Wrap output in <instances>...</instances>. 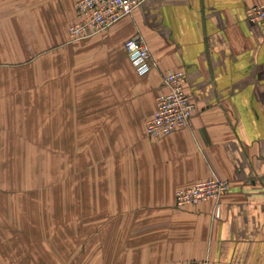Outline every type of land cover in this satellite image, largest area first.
<instances>
[{"label": "crops", "instance_id": "obj_1", "mask_svg": "<svg viewBox=\"0 0 264 264\" xmlns=\"http://www.w3.org/2000/svg\"><path fill=\"white\" fill-rule=\"evenodd\" d=\"M79 1L0 0V159L34 149L36 131L27 141L19 130L41 126L27 105H66L71 153L109 158L113 186H98L90 200L100 215L109 210L117 238L131 239L124 253L114 248L113 264H264V25L246 19L264 0H144L133 15L73 41ZM137 34L151 51L145 70L125 47ZM178 70L195 114L189 126L149 139L164 77ZM212 178L230 180L221 218L213 200L177 205L179 189ZM6 243L0 252L9 254Z\"/></svg>", "mask_w": 264, "mask_h": 264}, {"label": "rangeland", "instance_id": "obj_2", "mask_svg": "<svg viewBox=\"0 0 264 264\" xmlns=\"http://www.w3.org/2000/svg\"><path fill=\"white\" fill-rule=\"evenodd\" d=\"M27 106L31 120L41 119V126L30 124L19 130L27 141L33 140L36 131L34 149L0 159V186L6 179L10 183L3 189L0 202L4 215L0 242L7 241L3 246L10 244L12 248L9 254L0 252L6 260L0 264H113L114 248L120 245L124 253L130 249L131 239L117 238V223L107 220L111 217L109 207L104 217L90 200L97 196L98 186H113L104 168L109 158H83L81 148L71 153L64 118L66 105ZM34 107L38 108L35 117ZM55 115L58 118L52 125ZM97 150L88 153L98 155ZM83 198L86 203L81 205Z\"/></svg>", "mask_w": 264, "mask_h": 264}, {"label": "built area", "instance_id": "obj_3", "mask_svg": "<svg viewBox=\"0 0 264 264\" xmlns=\"http://www.w3.org/2000/svg\"><path fill=\"white\" fill-rule=\"evenodd\" d=\"M144 0H80L77 3L78 21L70 27L74 41H80L103 32L133 15ZM246 19L251 24L264 25V3L249 6ZM131 62L137 68H150L152 56L150 48L140 34L129 38L125 43ZM185 70L171 71L163 80V90L158 96L157 108L147 122V137L155 140L187 127L195 114L196 106L191 93L185 88ZM230 189V180L212 178L197 182L191 187L177 191V205L184 207L210 200L215 201V217L221 218V199ZM171 264H211L208 260H185Z\"/></svg>", "mask_w": 264, "mask_h": 264}]
</instances>
